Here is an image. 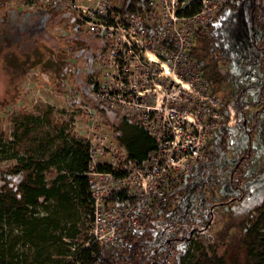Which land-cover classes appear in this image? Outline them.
I'll return each mask as SVG.
<instances>
[{
	"label": "rangeland",
	"instance_id": "rangeland-1",
	"mask_svg": "<svg viewBox=\"0 0 264 264\" xmlns=\"http://www.w3.org/2000/svg\"><path fill=\"white\" fill-rule=\"evenodd\" d=\"M63 1L78 5L84 12L80 8L76 13L72 9L67 12L58 6L29 9L24 0H0V173L17 157L46 161L60 145L74 138L92 148L93 162L87 172L92 185L100 183L96 167L110 166L122 155L112 133L120 115L139 122L148 116L150 124L142 125L150 127L149 131L153 123L190 136L200 128V118L183 111L187 100L177 104L176 77L170 69L165 73L159 57L150 55L140 29L127 21L118 22L113 15L101 19L99 12L106 14L102 9L112 6L110 0ZM170 1H154L159 15L183 11L189 0H178L173 6ZM248 1L240 0L235 9L221 12L222 31L227 35L223 52L211 54L204 43H193L197 52L204 53L203 63L209 65L206 71L216 67L212 75L222 78L213 79L210 89L221 103L234 107L235 122L226 126L225 148L214 141L218 129L206 134L201 131L209 138L206 150L212 153L202 161L203 171L197 170L198 166L189 169L168 192L166 206L152 215L158 225L151 229L157 237L149 252L152 263H165L162 259L166 255L165 264H179L188 248L185 237L191 232L190 225H206L211 210L213 220L200 239L204 246L219 242L218 236L232 229L229 227L247 208L262 201L264 83L262 56L254 46L258 32L251 25ZM151 56L154 61L149 60ZM192 59L198 61L196 56ZM90 81L97 82L99 92L92 90ZM10 94L15 101L9 99ZM188 103L190 107L197 101L191 96ZM57 174L55 167L43 172L47 183ZM39 211L43 216V210ZM92 211L93 202L78 205L76 214L60 218V227L51 232L63 234L75 224L78 232L74 239L61 238L70 243L71 257L84 247L87 231L92 229ZM62 246L55 243L51 249L57 252ZM26 249L28 244L19 253L28 252ZM235 257L228 258L230 263L235 259L243 263V255ZM190 259L186 264H193Z\"/></svg>",
	"mask_w": 264,
	"mask_h": 264
},
{
	"label": "trees",
	"instance_id": "trees-1",
	"mask_svg": "<svg viewBox=\"0 0 264 264\" xmlns=\"http://www.w3.org/2000/svg\"><path fill=\"white\" fill-rule=\"evenodd\" d=\"M110 1L112 6L107 9V14L113 15L118 20L130 14L145 16L151 11L146 0ZM248 2L251 25L258 32L254 46L262 56L260 65L264 83V0ZM234 5L225 4L216 13L213 23L209 25L206 32L202 33L200 28L191 29V44L187 53L191 58L196 56L198 61L195 62L198 66L201 65L202 73L208 79L210 88L213 79L218 78L221 81L222 78L216 73L212 75L216 67L206 71L209 65L203 63L201 58L203 52H197L193 43H204L208 47L207 52H213L211 54L216 51L223 52L222 44L227 39V35L222 31L224 18L221 12L224 8L225 10L235 9ZM198 7L199 4L193 2L186 5L178 14L189 16ZM219 21L221 25L216 23ZM110 22L113 23L112 20ZM90 84L94 92H99L97 82L90 81ZM210 91L215 95L214 89ZM9 99L15 101V96L10 94ZM96 108L104 115L102 108L99 106ZM223 110L220 108L221 112ZM236 112H239L238 108ZM130 119L126 114L120 115L119 123L112 125V133H118L114 135V143L119 150L125 152L124 160L119 162L112 171L114 177L128 175L134 163L143 166L150 154L159 146L155 137L141 122ZM211 121L212 119L208 118V122ZM218 127H216L218 130L214 129L216 132L219 131L214 141H217L221 148H225L227 127L225 125ZM208 142L209 139L202 147L204 158L212 153L206 150ZM88 149V143L70 138L69 142L60 145L46 161L34 160L33 157H17L16 162L2 170L0 173V264H76L77 257L82 264H155L152 263L153 258L149 256V252L156 243L157 237L146 227L129 233L124 242L117 246L104 247L90 242L88 247L82 248L77 255L72 253V258L76 261H66L65 257L71 254L68 248L70 243L64 242L61 238L74 239V235L78 232L75 224L69 227L66 233L54 235L51 232L60 227V218H71L76 214L78 205L87 206L91 203L88 179L84 174L88 170ZM1 150L0 153L3 152ZM202 161L193 165L198 166L199 171H203ZM50 167H55L59 174L47 183L43 172ZM96 169L103 171L109 170L110 167L97 166ZM132 199L133 195L127 190L111 193L108 198L109 202L120 205L128 204ZM39 210H43V216L38 215ZM151 222L155 224L153 220ZM233 223L235 224H232L229 227L232 229L229 230L234 232L227 230L224 235L218 236L219 242L208 243L206 246L202 245L203 240H201L195 248L196 258L191 260L190 258L194 256L190 257L187 253H183L179 264H186L187 259H190L189 262L194 261L193 264H238L236 259L230 263L228 258H236L235 256L240 254L243 255L242 264H264V194L262 201L256 207L247 208L241 219ZM18 229L20 233H15ZM55 243L63 245L62 249L54 252L51 247ZM26 244L29 246V249H26L28 252L20 251L19 253ZM162 260L166 261L167 256L165 255Z\"/></svg>",
	"mask_w": 264,
	"mask_h": 264
},
{
	"label": "built area",
	"instance_id": "built-area-1",
	"mask_svg": "<svg viewBox=\"0 0 264 264\" xmlns=\"http://www.w3.org/2000/svg\"><path fill=\"white\" fill-rule=\"evenodd\" d=\"M24 1L28 3L29 9L58 6L67 12L72 9L76 13L79 8L84 12V9L78 5H73L71 2L65 3L63 0ZM146 1L151 9L149 14L145 16L130 14L119 19L118 22L127 21L131 25H135L137 30L140 29L139 33L143 36L144 45L149 47L150 55L159 57L163 61L161 66L170 69L177 78L173 85L176 88L175 94L179 97L177 104L187 100L183 111L195 113L194 117L200 118V128L191 133V136L183 135V132H178L176 129L156 126L152 120V131H149L150 127L148 126H145V129L155 137L159 146L156 151L150 154L143 166L134 163L128 175L114 177L112 171L125 157V152L121 151L122 155L109 163V170L98 171L97 179L100 183L95 182L90 185L88 181V185L91 187L88 192L91 203L93 202L92 229L87 231L88 238L83 248H87L90 242L98 243L104 247L117 246L124 242L129 233L140 231L145 227L150 230L155 229L158 225L151 222L152 215L165 205L168 192L177 185L179 180L181 181L183 175L194 164L204 160L202 147L209 139L206 138L204 132L212 133V130L218 126H231L235 122L234 107L229 104L222 105L217 96L210 91L208 79L203 75L198 64L188 55L187 50L191 44L192 28H200L202 33L206 32L209 25L213 23L216 13L225 4H236L240 0H189L187 5L193 2L199 4L198 9L189 16L178 14L180 10H172L167 15H159L154 1L157 4L163 0ZM177 1L171 0V6L177 5ZM108 8H110L108 5H104L102 9L106 11V14L99 12L103 21L108 15ZM76 16L80 19L78 14ZM113 24L118 25L114 22ZM99 27L103 26L99 25ZM191 96L197 103L189 107L188 102ZM168 100L166 98V103ZM220 108L224 109L223 112L220 111ZM176 109L178 110L179 106ZM208 118H211L212 121L208 122ZM141 123L150 124L148 116ZM203 129L204 132L201 133ZM91 151L92 148L89 146L88 170H90L89 165L93 162ZM88 170L87 172H89ZM87 172L84 174L89 176ZM121 190H127L129 194L133 195L132 201L121 205L109 202V195ZM208 214L209 221L206 225H190L191 232L185 237V243L189 249L184 251L190 257L191 255L197 256L196 245L201 236L205 234V228L213 220L212 210ZM65 259L72 261V257L69 255ZM75 263L82 264L81 261Z\"/></svg>",
	"mask_w": 264,
	"mask_h": 264
},
{
	"label": "bare ground",
	"instance_id": "bare-ground-1",
	"mask_svg": "<svg viewBox=\"0 0 264 264\" xmlns=\"http://www.w3.org/2000/svg\"><path fill=\"white\" fill-rule=\"evenodd\" d=\"M153 59H154L153 56L149 57V60L154 61ZM163 68H164V66H163ZM164 69H165V68H164ZM165 70H166V69H165ZM167 72H168V71L166 70L165 73H167Z\"/></svg>",
	"mask_w": 264,
	"mask_h": 264
}]
</instances>
